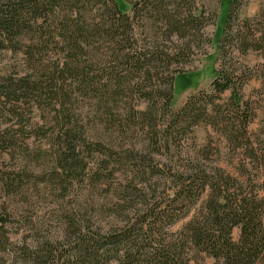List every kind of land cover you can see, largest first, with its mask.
I'll list each match as a JSON object with an SVG mask.
<instances>
[{
  "label": "trees",
  "instance_id": "trees-1",
  "mask_svg": "<svg viewBox=\"0 0 264 264\" xmlns=\"http://www.w3.org/2000/svg\"><path fill=\"white\" fill-rule=\"evenodd\" d=\"M88 1L90 12L97 13L92 18L99 14L107 17L99 22L102 24L99 30L105 32L104 40L111 46L121 45V53H116V57L123 58L119 64L123 66L121 70H126L127 65H138L136 69L141 73H149L157 63L172 60L185 48L183 45L165 43L167 37L163 35L162 39L152 42L146 51H138L121 43L128 38L129 34L126 33L131 32V27H127L129 10L138 11L145 6L146 11L156 13L158 19H154L155 23L163 22L161 26L156 25V31L160 34L169 25L173 27L172 32L185 37L182 34L185 26L194 22L193 17H178L180 13L176 15L171 12L164 0ZM235 1L227 0L226 6L218 13L212 35L213 44L216 35V51L231 42L236 30L229 25L235 13ZM83 2L85 0H0V49L19 51L22 54L20 65H23L20 69L9 65L0 68V112L16 111L24 101L31 103H24L26 106L39 110L40 117L33 122L31 115L26 118V123L36 130L43 129L40 131L45 136L44 143L48 145L47 150H51L53 158V172L49 175L55 181L63 180V173H71L74 168H79L85 160L83 151L86 146L101 139L99 132H86L78 123L75 115L83 111L82 108L76 109L80 106L76 103L89 90L99 89L101 96H106L111 94L112 89L111 83L103 80L108 78V74L112 78L111 72L102 69L96 73V68L81 63L85 51L83 41L88 35L74 27L77 20L83 21L79 18L81 9L75 5ZM261 14L262 26H252L249 30L250 19L244 18L242 31L235 33L240 36L243 51L249 48L260 51L263 57L260 65H264V6L260 8L258 16ZM78 31L81 35H78ZM115 48L118 47H110L109 50ZM51 52L56 56L52 57ZM35 53L42 56H34ZM87 60L83 59L84 62ZM227 70L213 66L211 92L198 89L189 95L178 111H174L171 104L174 102L175 77L185 72L181 67H174L169 70L165 81L168 88L163 95L165 110L159 112L152 101V105L142 114L139 112L141 118L147 112L163 116L162 120L153 123L158 128L153 127L149 142L155 139L159 141L157 144L165 147L166 160L148 165L150 170H144L149 171L151 176L143 179L153 182L150 183L154 186L153 191H156L157 179L168 185L164 184L156 194L153 192V197L131 215L127 213L125 218L122 216L107 228L101 221H98L99 224L93 221L92 215L84 209L88 205L87 200L74 208L65 209L67 215L57 230L50 229L41 235L34 233L29 243H26L25 236L35 228L25 227L23 243L18 247L19 251H13L18 255L11 264H190L193 249L209 253L218 264H264V192H261L264 190V142H257L248 129L256 112L241 92L246 74L241 73L244 78L234 75L235 68ZM130 83L135 85L134 82ZM225 90H230L229 100L237 113L235 118L224 114L227 121L217 118L223 117V113L216 100ZM143 94L146 97L151 95ZM199 117H203L201 119L205 123L212 124L215 131L211 129L205 143H183L182 132H176L175 128L184 127ZM16 119L20 121V113H17ZM218 123L222 124L221 127ZM21 127L23 125L18 123L13 130ZM168 128L174 130L172 135L165 134ZM7 129L10 130V127ZM12 136L3 137L6 140L5 148L15 147ZM226 146L231 152L230 156L239 161L237 166L229 169L217 161ZM108 154L113 156V153ZM86 163L91 174L89 179L93 176L92 181L95 182L103 174L114 172L107 155L88 159L82 164V170ZM152 176L156 179L152 180ZM253 181H259L262 187L254 188ZM162 191L167 192L162 195ZM202 195H205L203 200L199 206H194L185 225L167 236L164 225L169 226L187 215ZM3 216L0 214V224L5 222ZM234 226L239 227L237 238L231 234Z\"/></svg>",
  "mask_w": 264,
  "mask_h": 264
},
{
  "label": "rangeland",
  "instance_id": "rangeland-1",
  "mask_svg": "<svg viewBox=\"0 0 264 264\" xmlns=\"http://www.w3.org/2000/svg\"><path fill=\"white\" fill-rule=\"evenodd\" d=\"M164 1L167 9L176 15L180 13L178 17L194 18V22L188 23L182 32L184 36L186 35L185 37L172 32L173 27L169 25L160 34L156 31V25L161 26L163 22L155 23L154 19H158L156 13L146 11L145 6L141 5L138 11L130 12L129 10L130 19L127 21V27H131V32H127L128 38L121 42L138 51H146L152 42L162 39L161 35H163L167 37L164 40L165 43L185 47L182 49V54L172 60L167 59L157 63L154 70L149 73H141L136 69L138 65H127L126 70H121L123 66L119 64L122 63L123 58L116 57L121 45L111 46L104 40L106 38L104 30H99L102 25L99 22L107 17L99 14L96 18H92L97 13L90 12L91 5L88 0L75 5L81 9L79 18L83 21L77 20L74 28L82 29L83 33L88 35L86 39H89L83 41L85 51L81 56V63L96 68V73L102 69L111 72L112 78L107 73L108 78L103 80L105 79L108 84L111 83L112 89H110L111 94L106 96H101L99 89L89 90L88 93L84 92L86 95L81 96L79 103H76L80 105L76 109L82 108L83 111L75 115L78 123L86 132H99L101 139L100 142H89L90 144L83 151L85 160L71 173H63V180L55 181L52 175H49L53 172L51 169L53 158L50 155L51 150H47L48 145L44 143L45 136H42L40 131L43 129L36 130L27 126L29 123H26V118L33 115L31 120L34 122L41 115L39 110L26 106L24 103H31L24 101L20 103L16 111L14 109L3 114L0 112V214L5 217L4 224H0V264H11L15 255H18V252L13 254V251H19L18 247L23 243V235L26 233L25 227L35 228L25 236L26 243H29L34 233L41 235L50 229L57 230L62 225L64 216L67 215L65 209L74 208L78 203L81 204L82 201L87 200L88 205L84 209L92 215L93 221L96 223L101 221L107 228L116 220L119 221L122 216L125 218L127 213L131 215L136 208L142 207L146 200L153 197V192L156 194L158 189L162 190L167 183L160 179L155 180L157 188L153 191L154 186L150 184L153 182L143 177L151 176L149 171L144 170H150L147 168L148 165H154L165 159V147L157 144L159 141L155 139L152 143L149 142L152 140L153 127L158 128L153 126V123L162 120L163 116L161 117L159 113L147 112L141 118V114L144 109L152 105V101L155 102L154 106L159 109V112L165 110L163 95L168 92L165 81L169 76V70L171 71L174 67H181L185 71L175 77L174 102L171 104L174 111H178L189 95L196 93L198 89L211 92L213 66L229 69L227 71L235 68L234 75L242 77L244 76L241 73L246 74L241 92L244 98L251 102V107L256 112L248 129L257 142H264V65H260L263 57L259 50L249 48L243 51L240 36L235 33L242 31L244 18L250 19L249 30L252 26H262L263 16L262 14L258 16V13L264 6V0L235 1V13L229 25L236 30L232 34L231 42L221 46L217 51L216 35L213 38L214 44L212 35L214 36L215 33L218 13L226 6L227 0L221 3L219 0ZM78 35H81L79 31ZM185 40L186 44H182ZM110 47L118 48L110 51ZM49 54L52 57L56 56V53ZM34 56L42 55L35 53ZM83 59L87 61L84 62ZM21 62L22 54L19 51L0 49V68L9 65V67L20 69L23 66L20 65ZM144 64L146 66L147 63ZM130 81L135 85L133 86ZM148 91H152L151 95L144 96V92L147 93L145 95L150 94ZM229 95L230 90H225L216 100L223 113V117L217 116L218 119L226 120L224 114L227 117L232 115L230 118L237 117V113L232 109ZM17 113H20V121L16 119ZM201 118L203 117L184 127L175 128L176 132H182L183 143L193 142L199 145L209 139L211 134L209 132L213 125L205 123ZM18 123H21L23 127L13 130ZM217 125L221 127L222 124ZM8 127L10 130L7 129ZM173 131L172 128H168L164 132L172 135ZM10 134H13L12 141L16 144L9 149L4 146L6 140L3 137ZM108 153H113V156ZM230 153L226 146L222 154L217 157L218 163L227 169L239 164V161L231 157ZM100 155H107L114 167V172L103 174V177L95 182L92 181L93 176L89 179L91 174L87 169L88 163L83 170L82 164ZM116 177L118 178L115 179ZM152 177V180L156 179L155 176ZM141 179H143V185ZM103 181L106 183L104 184ZM5 182H7L6 185ZM258 182L253 181L252 186L262 187ZM166 192L162 191L161 194L165 195ZM204 196L202 195L195 205L191 206L187 215L180 217L169 226L164 225V229L168 232L167 236L185 225L194 211V206H199ZM238 233L239 227L234 226L231 231L232 236L237 238ZM189 263L218 264L214 256L196 249L190 252Z\"/></svg>",
  "mask_w": 264,
  "mask_h": 264
}]
</instances>
